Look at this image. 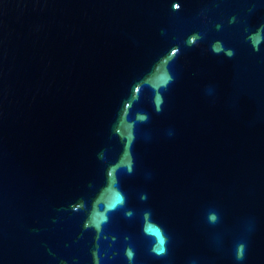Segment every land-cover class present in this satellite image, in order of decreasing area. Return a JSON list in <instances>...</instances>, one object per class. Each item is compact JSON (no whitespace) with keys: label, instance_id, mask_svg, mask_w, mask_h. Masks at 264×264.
<instances>
[{"label":"snow or ice","instance_id":"1","mask_svg":"<svg viewBox=\"0 0 264 264\" xmlns=\"http://www.w3.org/2000/svg\"><path fill=\"white\" fill-rule=\"evenodd\" d=\"M117 202H119V198L117 197Z\"/></svg>","mask_w":264,"mask_h":264}]
</instances>
